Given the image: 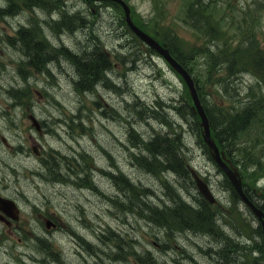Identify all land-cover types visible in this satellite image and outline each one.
I'll return each instance as SVG.
<instances>
[{"label": "rangeland", "instance_id": "1", "mask_svg": "<svg viewBox=\"0 0 264 264\" xmlns=\"http://www.w3.org/2000/svg\"><path fill=\"white\" fill-rule=\"evenodd\" d=\"M126 1L130 4L133 19L138 24L162 38H174V47L183 56L187 55L186 58L193 67V74L199 89L201 88L202 96L206 97L209 94V100H212L211 95L214 94L216 102L226 108L232 104L235 105L233 102L235 98H230L225 92L218 95L213 91L214 71L209 69L210 63L205 55L210 40L206 34L204 35V32L197 31L189 25L184 16L187 5L193 0ZM65 3L70 10L86 17L85 20L90 25L91 33L88 34L87 29L78 31V27H75L74 31L67 30L64 35H59L54 32L53 28L48 29L49 43L52 44L54 50L66 47L78 51L85 48L84 53L95 52V48L89 47L88 43L91 42L93 33L102 30L104 36H99L98 39L104 49L114 50L118 54L117 56L126 55L127 52L120 51L124 48L122 46L124 40L117 37V33L108 36L110 27L121 28L118 19L124 18L122 7L110 5L108 2H91L90 7L93 8L91 9L86 0H65ZM4 4H6V0L0 2V7L3 8ZM20 9L23 10L24 5ZM37 9L38 7H33V9L30 8V11L29 9L27 12L23 11L17 22L16 17L11 18L15 14L6 15L0 20V62L8 67L12 66V69L4 71L5 75L2 77V81L0 80V190L4 196L17 198L19 202H22L23 222H29L24 227L16 228V225H11L8 220H1L0 264H57L58 262L61 264H115L103 259V255L96 256L93 251V249L102 248L101 251L104 249L105 253H109L99 241L101 231L109 234V227L117 232H122L123 235L135 236L137 234L140 237L139 242L144 245L142 248L150 250L157 256L156 264H221V261L214 260L200 248L201 246L207 247L210 236L180 232L174 222L171 223L173 227L175 226L174 232L169 231L164 235L161 232L160 236L156 235L159 230L150 227L146 221L141 219L142 198H147L150 202L153 201L147 197L149 191H145L141 199L138 197L132 203L134 200H126L128 192L125 189V191L117 190L116 186L108 183L104 178L103 165L111 166L115 170H118L120 166L127 175L131 176V180L133 179L139 184H149L155 190V202L162 205L167 204L169 199L162 191L164 189L163 182L167 180L165 174L154 175L145 170L141 171L140 165L134 166L131 162L134 153L123 143L127 142V145L129 143L134 147L129 135L126 136L129 123L133 122L136 128H141L146 135H150L153 125L157 131L167 130L166 116L170 119L171 125L176 118L181 120L182 126L180 125V127L182 130L185 129V142L190 150L188 164L212 185L219 203L218 216L222 219L223 224L229 230L236 228L246 238H249L253 251L257 245H260L264 259V240L261 239L256 229L257 219L240 200L234 197L229 181L214 160L206 154V149L200 143L203 140L199 138L194 126L171 108L167 109L164 114L156 112L155 116L158 119L154 117L150 123L143 115L133 114L132 117H129V110L126 109L125 104L131 97L129 91H134L136 96L138 93V98H140L138 101L144 102L146 106L155 103L156 98L161 103L168 104L167 106H171L169 104L177 99L180 111H185L187 106H192L189 91L180 75L155 52H149L145 46L136 45L138 51L142 50L146 53L136 52L129 55H134L136 60L140 59V62L136 63L133 68L122 66L116 70L122 79L121 88L118 91L112 90L111 93H107L108 89L103 87L105 96L109 99L102 97L101 106L106 105L111 113L108 111V114L101 115L98 112L99 107H92L91 103L87 101L90 99L89 96L84 95L83 99V96L71 91L70 78L74 74L65 59L61 58L58 66H55V62L50 63V68L57 73L54 78L56 82L58 81V85H61L59 87L50 83V75L46 78L42 72L28 70L27 66L21 64L20 58L26 53L24 50L14 47L15 49L10 52L5 51V49L8 51V47H6L9 43L8 38H14L13 25L28 28L31 19H34L33 22L36 23L42 18H46L47 15H43L41 10L36 12ZM210 10L217 13V16H214L212 20L213 25L218 26L220 18L224 20L226 16H235L236 25L230 28L225 25L227 29L225 31L231 36L238 37L240 30H248L249 34H256L260 45L264 47V0H211ZM60 11L65 13L63 9ZM53 16L55 19L59 18L57 12H54ZM228 17L225 19L226 22ZM76 24L78 22L73 23L75 26ZM42 30L47 32L44 25ZM121 31H124L123 27ZM13 62L14 64L11 65L10 63ZM20 67L23 68L22 71ZM134 68L138 70L133 71ZM10 70L12 71L10 72ZM48 71L45 70L44 74L47 75ZM244 73L238 85L241 88V93L237 99L241 101H247L246 94L249 85L257 83V78L251 72ZM31 81L37 82V84L31 83ZM124 81L127 82L126 87L129 91L127 88L125 89ZM14 85L23 90L25 97H17L10 92L9 87ZM35 86L40 87L45 94L40 93ZM57 87L60 88L58 93L53 89ZM158 94L161 95L163 101ZM259 97L261 96L253 97L252 95V99L248 102L255 103ZM13 102L17 105L16 110L11 109ZM82 102L85 107L78 112L76 119L78 123L83 122L86 129L82 136L75 126L68 124L60 126V133L52 125L49 126L48 134L43 132V135H39L32 129L31 119L34 116L40 118L75 111L78 103ZM203 103L207 104L204 100ZM117 108L120 109V113L116 111ZM233 110L235 115H239L242 108L238 106ZM185 115H187L186 111ZM137 120L141 121L142 125L138 124ZM243 125V131L238 134L240 139L237 140V145L234 146L229 157L234 160L237 166L241 165L239 166L241 177L250 190H254L253 193L264 197V111L259 110L255 115L248 117ZM169 128L172 127L169 126ZM36 139L37 141H35ZM36 142L41 144V149L42 145L48 149L46 150V159H43L44 156L43 158L39 157L34 152L32 145ZM86 150H92L90 153H94L95 158L88 155L84 159ZM138 153L142 154L144 151L139 149ZM50 167L55 174H60V168H65L67 174L64 173L63 176L49 175ZM79 171L83 173L86 171L91 176V181L84 182L83 187L81 186L83 179L82 175L78 174ZM168 177L177 186L183 182L182 180L178 182L175 179L176 176L171 174ZM167 182L171 184L170 181ZM187 185L189 192L195 193L188 183ZM106 192L112 199V204L105 203L102 198V194ZM189 192L183 191V197H180L187 204L191 202L192 198ZM113 198L118 203L114 202ZM46 218L54 221L58 226L47 228ZM81 233L89 240L85 242L87 250H84V244L82 245ZM36 236H42L45 240L38 242ZM168 243L172 246L170 253L161 246ZM174 246L176 247L174 248ZM251 248H249L250 251L246 249L249 254L253 253ZM136 249L139 248L136 247ZM227 263L232 264V261L229 260ZM118 264L137 263L136 258L129 256Z\"/></svg>", "mask_w": 264, "mask_h": 264}, {"label": "trees", "instance_id": "2", "mask_svg": "<svg viewBox=\"0 0 264 264\" xmlns=\"http://www.w3.org/2000/svg\"><path fill=\"white\" fill-rule=\"evenodd\" d=\"M0 2H2V0H0ZM6 2L10 3V5H8L4 10L0 7V19H2L4 11L5 14L9 16L10 13L20 11L23 4L25 5L24 10H30V8L33 9V7H38L36 12L41 10L43 11V15H47L46 18H42L41 21H37L36 23L33 22L34 19H31L29 23L30 27H20L18 30L19 36L11 39L13 48L17 47L18 49H22L27 52V55L29 56L28 64L26 65L28 70L33 69L39 72H42V70H49L48 72H54L50 68V63L55 62V66H58L61 58H63L67 61L69 69L75 73L74 76H72V83H77L76 87L78 90L92 91L99 85L108 89L112 88L115 91H118L121 88V75L113 67V64L118 56L116 54L113 58L109 57L102 50L101 42L98 39L99 36H104L102 34L104 33L102 30L93 33L92 40L88 43L89 47H94L99 51L100 58L94 51L85 52L81 55L82 49L80 53H78L68 48L65 49V53L67 55L62 56L61 52L63 50L60 49L61 47L55 50L52 48V44L49 43L48 29L53 28L54 32L59 35H64L67 33V30L74 31L75 27L84 31L87 29V33H91L90 25L86 22V18H83L80 13L70 15L66 12L64 8L67 10L69 8L66 5L65 0H6ZM210 3L211 0H193L187 5L186 21L197 31L204 32V35L206 34L212 42V45H209L205 50V55L208 63H210L209 69L214 71V91L218 95H220V93L222 95L223 92H225L230 98L236 97L233 99L235 105L231 106V108L217 105L214 94L211 95L213 101L212 103L206 100L207 113L211 121L214 137L220 147L227 151H232L234 146L237 145V140L240 139L238 134L243 131L242 127L244 126L243 124L246 123L247 118L255 115V113L259 110L264 111V47L260 45V40L257 39L258 37L256 34H249L248 30H240L238 37L231 36L225 31L227 30L225 25H228L229 28L236 25V22H234L235 16H226L228 17L227 22L225 21V19H227L226 17L224 20H221L220 18L217 24L218 26L213 25L212 20L214 16H217V13L210 10ZM61 9H63L65 13H62L60 11ZM54 12L58 13L59 18H52ZM244 19L246 21V18ZM119 21V27H123L125 31L122 32L121 28L110 27L108 36H113L114 33H117L116 36L121 37L122 41L124 40L122 45L124 47L123 51L127 52L128 55L122 60V62L129 67L136 60L134 55H129L136 52H140L142 54L146 52H143L142 50L138 51L136 49V45L143 47L144 45L135 36V34L128 29L123 20L119 19ZM77 22L78 24H76V26L73 25V23L75 24ZM43 25L45 26L47 32L42 30ZM238 27L240 26L238 25ZM153 36H155L161 43L166 44L178 60L182 62L186 68L193 72V67L186 58L187 55L183 56L174 47L175 40L173 37L162 38L154 33ZM40 46L43 47V49ZM147 49L149 52H152L151 49ZM244 72H251V74L257 78V83L250 84L249 90L247 91V95L249 96L248 101L252 99V95L253 97H257L258 95L261 96L255 103L237 99L241 92V88L238 87V85L241 78L245 74ZM3 74L4 72H1L0 74L1 81L4 76ZM113 82L116 84H113ZM9 90L17 97H25L23 90L21 88H17L15 85L11 88L9 87ZM129 92L131 93V97L125 102L126 109L128 108L129 110V117H132L133 114L143 115V117L147 119V122H150L154 117L158 119L155 116L156 112L164 114L167 109L171 108V110L177 111L179 115L181 114L183 119L191 123V125L194 126L199 138L202 139L199 117L193 111L191 105L188 107L186 104L187 109L185 111L187 112V115H185V111H180L181 108L177 105L178 100L171 102L169 104L171 106H167L168 104L161 103L160 101H155L152 105L146 106L144 102L138 101L140 99L136 96L134 91ZM255 94H257V96H254ZM207 96H209V94L206 95V97ZM201 97L206 99V97L202 95ZM238 106L242 108V111L239 115H235L233 109ZM116 111L120 113V109L117 108ZM133 118L135 117L133 116ZM166 118L168 119L167 116ZM180 121L181 120L176 118V120L172 123V127L175 132H167L166 134H160L149 139L143 144V147L140 148L144 151V153L140 154L137 152L132 154L133 158L131 162L134 166L140 165L142 168L141 171L145 170L154 175L165 174L167 179L163 182L164 189H162V191L165 192V197L169 199V202L162 205L155 201H147L143 198V205L140 207V211L142 213V216L140 215L141 219L146 221L150 227H154L159 230V232L156 233L157 236H160L161 232L163 235L169 233V231L174 232L175 226L180 230V232H189L190 234L194 233L196 235L212 234L214 236V243H212V245L216 248L215 250L209 249V256H211L214 260L218 261L220 255L228 256L230 254L228 252L231 250L237 253H242L248 248V238H246L243 234L240 236L243 240V246H236L239 244L238 242L228 241L227 239L229 237H237L239 231H237L236 228H233V232V230H229L226 225L219 227L216 224L217 218L212 213L214 210L207 201V207L205 210L194 209L185 203V201L182 200L176 192L174 181L168 177L169 174L174 177L175 175H179L182 178H186L188 183L193 181L196 195L202 197L196 189L194 179L192 178L188 168V154L183 153L186 151L183 147L184 142L186 141V132L185 129H181L180 125L182 126V123H180ZM137 123L141 124V121L137 120ZM135 129L137 128L132 122V125L127 130L128 134H126L129 135V139H131L134 146H136V150H138L139 144H136L131 135V133L136 132ZM200 143L203 148L206 147L202 141ZM109 173L110 174L105 175L104 178L108 181V183L110 182L112 185L116 186V188H118L117 190L125 189L128 192L126 200H134L132 202L134 203L140 193L145 191H151L155 197V190H153L149 184H139L133 179L131 180L122 177V174L119 173L118 170H115L113 173ZM78 174L82 175L81 178L84 182L88 183L90 181L91 176L88 172L87 175H83L84 173L81 171H79ZM167 181H170L171 184H168ZM231 190H233L232 187ZM232 192L234 197L237 198V194L234 191ZM102 196L105 203L108 202L112 204V199L109 197L107 192L105 194L103 193ZM113 201L118 203V201L114 198ZM120 208H122L121 205ZM172 222H174V227L171 224ZM256 229L259 232L261 239H263L260 227L258 226ZM136 236L138 237V235H135V237ZM101 239L103 240L102 236ZM245 240H247L246 243ZM121 243L123 245H121V249H118L117 251V258L113 256V252L110 253V250H114L115 247L110 245L108 241L105 243L104 248H106L109 253H105L103 251L104 249L102 250V253V248L94 249L93 251L98 257L103 255V259L115 264L123 261L122 259H126L128 253H131L136 258L138 264H156L158 262L157 256L154 253L152 254L150 250L142 248L144 245H141V243L139 244L138 241L135 242L134 240L133 242V239L131 240L126 238L122 239ZM117 246H119V243ZM136 247L139 249H136ZM164 247L166 248V252L170 253L172 250V246L169 243L164 244ZM175 247L176 246H174V248ZM119 255H121V258H118ZM225 259H228V257Z\"/></svg>", "mask_w": 264, "mask_h": 264}, {"label": "bare ground", "instance_id": "3", "mask_svg": "<svg viewBox=\"0 0 264 264\" xmlns=\"http://www.w3.org/2000/svg\"><path fill=\"white\" fill-rule=\"evenodd\" d=\"M66 9V8H65ZM15 14V13H14ZM25 28H27L26 26H24ZM28 30V29H27ZM40 41H41V39H40ZM47 41V40H46ZM41 47V46H40ZM42 49H43V47H41ZM61 50H63L62 52H61V55L62 56H65V55H67L66 53H65V49H67L66 47H61L60 48ZM103 50V49H102ZM84 51H85V48H83L82 49V53H81V55L84 53ZM104 51V50H103ZM95 52H96V55L100 58V55H99V51L97 50V49H95ZM30 54V53H29ZM31 55V54H30ZM31 56H33V55H31ZM69 57V56H68ZM63 59V58H62ZM28 60H29V56L27 55V52L24 54V55H22L21 56V58H20V62H21V64H23L24 66H26L27 64H28ZM11 65H13L14 64V62L13 63H10ZM23 66V67H24ZM12 69V66L11 67H8L6 64H4L3 62H0V71L1 72H3V71H5V70H7V69ZM20 69H21V67H20ZM23 69V68H22ZM22 69H21V71H22ZM134 70H138L137 68H134L133 69V71ZM12 70H10V72H11ZM52 72H48V74L46 75V74H43V75H45V77L47 78L48 77V75L49 74H51ZM52 77H55V76H52ZM49 81H50V83L51 84H55V85H57V86H59L58 85V81L56 82L55 81V78H49ZM31 83H36L37 84V82H34V81H31ZM126 81H124L123 82V85H124V87H125V89L127 88L126 87ZM76 85H77V83H75V82H73V83H71L70 84V89H71V91H73L74 93H78L79 95H81V96H83L84 94H85V92L87 91V90H85V91H81V90H78L77 89V87H76ZM61 86V85H60ZM59 86V87H60ZM59 87H57V88H53V89H55V90H57V93L60 91V88ZM35 88L38 90V91H41L42 89H40V87H36L35 86ZM128 89V88H127ZM128 91H129V89H128ZM137 97H138V93H137ZM79 98V97H78ZM11 100V99H10ZM12 101H14V100H12ZM82 103H78V105H81ZM17 105H16V103L15 102H13L12 104H11V109H13V110H16V107ZM73 115H76V116H78V113H73V112H62V113H58V114H56V115H52V116H48V117H40L39 118V120H38V122H35V123H33L32 124V129L34 130V131H42V132H45V133H49L50 132V128H49V126L50 125H52V127L55 129V130H59V128H60V126H62L63 124H65V121H67V119L68 118H71V116H73ZM80 118V117H79ZM165 126H166V128H167V130L166 131H164L163 132V130H160V131H157V130H155L154 129V125L153 126H151V130H152V132H151V134L150 135H146V133L141 129V128H137V129H135V133L133 132V133H131V135H132V138L135 140V142H136V144L138 145L139 144V146H138V152H139V149L142 147V145L145 143V142H147L149 139H151V138H154L155 136H157V135H160V134H166L167 132H175V130H173V127H172V125L170 124V119H166L165 120ZM150 123V122H149ZM142 125V124H141ZM169 126H171L172 128H169ZM146 127V126H145ZM126 138V137H125ZM121 141H123V140H121ZM125 145H126V147H128V149L129 150H131L132 151V153H137L136 152V146H130L129 145V143H128V145H127V142H123ZM183 147L185 148V152H183L184 154H188V152L190 151V150H188V145L186 144V142H184V145H183ZM92 151V150H91ZM90 151V152H91ZM89 152V156H91V157H95L94 156V153L92 154V153H90ZM205 152H206V154H208V156L210 157V154L205 150ZM96 155H98V154H96ZM188 161H189V158H188V155H187V163H188ZM188 166H189V164H188ZM103 167L105 168V170H106V173L107 174H110L109 172H111V173H113L114 171H115V168H112L111 166H104L103 165ZM118 171H119V173H121L122 174V176L123 177H125V178H127V179H131V176L128 174L127 175V173L123 170V168H121L120 166H119V168H118ZM199 173V172H198ZM200 174V173H199ZM176 176V180L178 181V182H180V180H182L183 182H180V185L179 186H177V185H175V189H176V192L179 194V197H183L182 196V192L183 191H188L189 192V188H188V185H187V181H186V178H182V177H180L179 175H175ZM193 178V177H192ZM194 179V178H193ZM189 184V186L193 189V190H195V188H194V185H193V181H190V183H188ZM144 193V192H143ZM143 193H140V196H139V198L141 199V196H142V194ZM190 193V192H189ZM190 195H191V202H188V204L192 207V208H194V209H204L205 210V208L207 207V202H206V200L205 199H203L202 197H199L198 195H196V193H190ZM147 197H149L150 199H152L153 201H154V195H153V193L151 192V191H149V193H148V195H147ZM144 198V197H143ZM143 198H142V200H143ZM145 200H147V201H149L147 198H144ZM142 200H141V203H142ZM209 203V202H208ZM209 205L212 207V209L214 210V212H212L213 214H214V216L217 218V222H216V224L219 226V227H221V226H223V225H225V224H223V222H222V219L221 218H219V216H218V213H219V209L216 207V206H214L213 204H211V203H209ZM233 232H234V230H233ZM235 232H237V231H235ZM243 233L242 232H238V235H237V237H229L228 239L230 240V241H234V242H238L239 244H237L236 246H243V240H242V238L240 237L241 235H242ZM244 235V234H243ZM207 236H210L211 238L209 239V242L207 243V247L206 248H204V247H200L201 248V250L203 251V252H205L206 254H209V249H213V250H215V247L212 245V243H214V241H213V238H214V236L212 235V234H207ZM246 241L247 240H245V243H246ZM251 244H250V241L248 240V248H247V250L248 251H250V249L249 248H251ZM252 249V251H253V248H251ZM246 249L244 250V252H242V253H237V252H234L233 250H231L230 252H228V253H230L228 256H223V255H220L219 256V258H218V261L220 262H222L221 264H228L227 263V261H232V264H250V263H252V264H264V259H263V251H262V249H261V247H260V245H257V248H255L254 249V251H253V253L252 254H249L248 253V251H247ZM251 255V256H250ZM226 257H228V259H225Z\"/></svg>", "mask_w": 264, "mask_h": 264}, {"label": "water", "instance_id": "4", "mask_svg": "<svg viewBox=\"0 0 264 264\" xmlns=\"http://www.w3.org/2000/svg\"><path fill=\"white\" fill-rule=\"evenodd\" d=\"M112 1L118 2L123 6L124 11H125V19L128 25L130 26V28L135 32V34L139 38H141L144 42H146L151 48H153L159 54H161L168 61V63L183 76V78L185 79L190 89V93L195 102V105L202 117V125L204 127V139L212 150L213 158L221 166V168L226 172V174L230 178L233 186L235 187L236 191L238 192L242 200L251 208V210L255 213V215L262 221V225L264 229L263 210L257 207L250 199H248L247 195L244 192L242 179L239 176L237 168L233 165L231 160L229 159L227 160V162H229V165L224 161V158H225L224 153H222V156H221L220 151L214 139L211 137L208 118L201 104V101H200V98L198 96L197 89L195 86V82L191 74L180 62L177 61L176 58L172 56L171 52L169 51L167 47L160 44L154 37H152L150 34L142 30L139 26H137L134 23L131 17V9L125 0H112ZM192 173L196 179L199 190L204 194L206 198H208L211 201H214L213 194L211 193L208 185L195 173L194 170H192ZM12 205L14 206V203L12 202V200L0 197V209L9 211L11 214L9 212L8 213L14 216V218H16L17 216L13 214L15 210L12 209Z\"/></svg>", "mask_w": 264, "mask_h": 264}, {"label": "flooded vegetation", "instance_id": "5", "mask_svg": "<svg viewBox=\"0 0 264 264\" xmlns=\"http://www.w3.org/2000/svg\"><path fill=\"white\" fill-rule=\"evenodd\" d=\"M0 194L3 195L4 193L0 190ZM2 219H3V220H5V219H10V217H9V216L6 217V215H5L4 213H2V211H0V223H2V222H1Z\"/></svg>", "mask_w": 264, "mask_h": 264}]
</instances>
